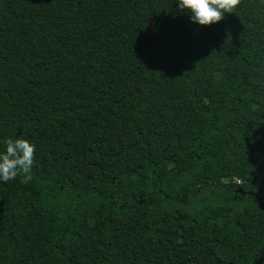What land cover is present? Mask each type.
<instances>
[{"label":"trees","instance_id":"16d2710c","mask_svg":"<svg viewBox=\"0 0 264 264\" xmlns=\"http://www.w3.org/2000/svg\"><path fill=\"white\" fill-rule=\"evenodd\" d=\"M0 264H264V0H0ZM235 179L240 180L238 183Z\"/></svg>","mask_w":264,"mask_h":264},{"label":"clouds","instance_id":"9594fccd","mask_svg":"<svg viewBox=\"0 0 264 264\" xmlns=\"http://www.w3.org/2000/svg\"><path fill=\"white\" fill-rule=\"evenodd\" d=\"M179 11L190 14V19L200 27H211L233 14L242 0H176ZM35 160V145L19 137L6 141V151L0 152V182L22 177L21 183L32 179V166Z\"/></svg>","mask_w":264,"mask_h":264},{"label":"built area","instance_id":"2783aa9c","mask_svg":"<svg viewBox=\"0 0 264 264\" xmlns=\"http://www.w3.org/2000/svg\"><path fill=\"white\" fill-rule=\"evenodd\" d=\"M235 180H236L238 183H241L240 180H238V179H235Z\"/></svg>","mask_w":264,"mask_h":264}]
</instances>
